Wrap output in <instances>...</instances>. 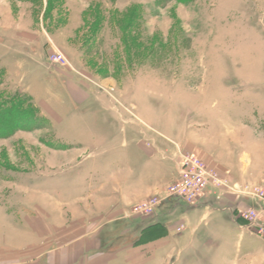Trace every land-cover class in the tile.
Returning <instances> with one entry per match:
<instances>
[{"label":"rangeland","instance_id":"obj_1","mask_svg":"<svg viewBox=\"0 0 264 264\" xmlns=\"http://www.w3.org/2000/svg\"><path fill=\"white\" fill-rule=\"evenodd\" d=\"M19 28L44 40L8 49ZM54 47L67 65L49 61ZM0 71V91L26 94L38 108L34 122L14 123L10 135L0 136V264H105L103 257L124 264L119 260L129 255L131 264H228L248 251L245 241L207 254L203 246L188 247L181 239L187 204L178 200L171 212L163 204L179 192L169 185L180 161L231 183L220 165L230 129L253 124L262 131L264 0H0ZM99 96L134 120L103 107L95 112ZM95 124L117 132L116 144L119 127L142 129L134 150L146 184L158 165L165 176L177 166V177L127 201L116 215H90V158L105 156L103 149L90 151ZM255 183L240 185L264 181ZM219 185L195 189L193 204L231 193ZM168 226V246H144Z\"/></svg>","mask_w":264,"mask_h":264},{"label":"crops","instance_id":"obj_2","mask_svg":"<svg viewBox=\"0 0 264 264\" xmlns=\"http://www.w3.org/2000/svg\"><path fill=\"white\" fill-rule=\"evenodd\" d=\"M36 33L38 32L36 31ZM36 33L30 35L19 28L16 32L18 35H14V42L9 40L6 47L10 49V46H14L17 43L23 47H29L30 42L33 41L32 39L39 44L44 38L41 37L40 33ZM48 39L52 40L50 37ZM24 41L28 44H25ZM93 102L96 104L94 106L95 112H99V109L104 108L105 111L113 113L114 116L116 115L119 120H123L124 122H132L134 120L132 117H128L125 112L113 110L115 104L112 99L99 96ZM93 118L96 119L95 117ZM261 128L262 131L258 127L256 129L255 125L250 124L246 125L245 129L243 127V129L237 128L238 130H236L232 127L229 131V135L231 136L227 138L230 140V148L226 150L228 152L226 157L228 158L225 163H221L220 165L225 169H229V177L239 185L242 182L257 183L264 181V126ZM118 131L120 132V138L116 140L118 142L116 144L113 138L117 132L113 134V131H106V129L100 127L97 128L96 124L93 127L90 126V151L94 152L103 149L102 151L105 155L101 159L102 161L95 156V153L94 157L90 158V215H116L127 201L136 197H142L144 193L150 190L157 191L165 187L178 175L177 166L170 170L168 176H165V171L163 172V170L157 173V170L161 169V166L158 165L156 166V176H153V181L146 184L143 175L146 170L142 166H138L139 161L136 160L139 157L138 151L140 149L137 148L139 142L135 138L142 137V129L138 130L137 133L135 128L121 126ZM245 133L247 135L246 138L242 137ZM220 134L226 135L228 133ZM103 135L105 136L99 137ZM256 136H258L257 139L259 140H257V143H254ZM245 140L246 143H244ZM224 141L225 136L219 137L217 144L221 145ZM243 147H245V151ZM135 148L138 151L134 150ZM226 151L225 154H227ZM215 158L220 161L223 160L224 155L220 148L217 149ZM177 203L180 202L172 197L163 204V208L169 212L176 211V208L180 207L176 206ZM261 206L262 202L243 194H206L196 204H187V207L181 208L182 220L187 226L186 232H188L184 236H181V239L190 248H194L196 245L207 248L205 254L230 243L233 245V242L237 243V248L239 249V242L245 241L244 247L248 251L238 256L235 254L233 257H229V263L236 264L238 259H251L253 262L259 261L261 264H264V234H258L256 233L257 229L250 228L249 226L246 227L247 222L239 217L241 211ZM255 224L258 227L264 226V216L257 219ZM141 225V222L140 224H136L137 227H140L138 229L139 232L142 229ZM165 232L161 233V235L158 232L144 246L151 245L156 250L168 246L172 241L169 237L173 231L168 226ZM134 234L136 235V232ZM144 246H137L136 249H141ZM199 256L201 260L205 259V255L204 257L202 254ZM132 257L133 255H129L123 261H119L124 264H131ZM102 259H105L103 261H107L105 264H108L111 258L103 257ZM220 260L222 261L223 258ZM138 264H150V262L143 263L142 260Z\"/></svg>","mask_w":264,"mask_h":264},{"label":"built area","instance_id":"obj_3","mask_svg":"<svg viewBox=\"0 0 264 264\" xmlns=\"http://www.w3.org/2000/svg\"><path fill=\"white\" fill-rule=\"evenodd\" d=\"M49 61L54 64H58L60 66H65L68 64V59L66 56L57 48H53L49 53ZM180 170L178 177L169 185L172 189H178V193H173L171 195L173 198L177 200L183 201L186 204H193L195 201V189L202 188L207 185L208 182L213 183L215 186L220 184L219 186H227L231 193L235 194H246L253 199H257L262 202V206L258 209L256 208H248L239 213V217L248 222L250 228L257 229V233L261 234L263 232L264 226H256L255 222L257 220L258 215L264 214V183L260 185H252V186H241L236 182H227L223 181L220 177L215 176L210 178L203 169L198 171V167L194 166L192 161L183 160L180 161ZM198 172H201L200 176ZM203 174V175H202ZM198 179V180H197ZM198 189V191L200 190Z\"/></svg>","mask_w":264,"mask_h":264},{"label":"trees","instance_id":"obj_4","mask_svg":"<svg viewBox=\"0 0 264 264\" xmlns=\"http://www.w3.org/2000/svg\"><path fill=\"white\" fill-rule=\"evenodd\" d=\"M4 72L0 71V85L3 82ZM38 108L34 106L31 98L26 94H7L0 91V128L5 130L0 136H8L12 133L11 126L32 123L38 117ZM37 116V117H36ZM17 126V127H18ZM0 131H2L0 129Z\"/></svg>","mask_w":264,"mask_h":264}]
</instances>
